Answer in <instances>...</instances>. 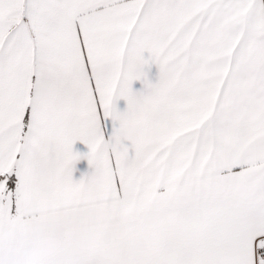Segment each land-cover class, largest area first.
<instances>
[{
    "label": "snow or ice",
    "instance_id": "snow-or-ice-1",
    "mask_svg": "<svg viewBox=\"0 0 264 264\" xmlns=\"http://www.w3.org/2000/svg\"><path fill=\"white\" fill-rule=\"evenodd\" d=\"M0 264H264V0H0Z\"/></svg>",
    "mask_w": 264,
    "mask_h": 264
}]
</instances>
